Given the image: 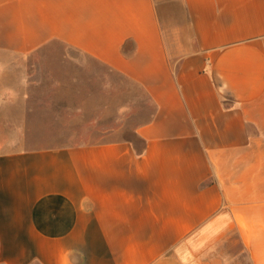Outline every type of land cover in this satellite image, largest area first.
Instances as JSON below:
<instances>
[{
    "label": "crops",
    "instance_id": "0c3cea01",
    "mask_svg": "<svg viewBox=\"0 0 264 264\" xmlns=\"http://www.w3.org/2000/svg\"><path fill=\"white\" fill-rule=\"evenodd\" d=\"M55 43L155 111L133 139L0 151V264H264V0H0V49Z\"/></svg>",
    "mask_w": 264,
    "mask_h": 264
},
{
    "label": "rangeland",
    "instance_id": "374dc122",
    "mask_svg": "<svg viewBox=\"0 0 264 264\" xmlns=\"http://www.w3.org/2000/svg\"><path fill=\"white\" fill-rule=\"evenodd\" d=\"M180 9L163 20L169 42ZM154 111L138 83L61 44L23 57L0 49V151L133 139ZM229 264L250 262L243 254Z\"/></svg>",
    "mask_w": 264,
    "mask_h": 264
},
{
    "label": "trees",
    "instance_id": "16d2710c",
    "mask_svg": "<svg viewBox=\"0 0 264 264\" xmlns=\"http://www.w3.org/2000/svg\"><path fill=\"white\" fill-rule=\"evenodd\" d=\"M95 61V60H94ZM95 62H97V61H95ZM97 63H99V64H101L102 66H104V67H106L108 70H110V71H112L109 67H107L106 65H104V64H102V63H100V62H97ZM115 72V71H114ZM154 114V113H153ZM153 116V115H152Z\"/></svg>",
    "mask_w": 264,
    "mask_h": 264
}]
</instances>
